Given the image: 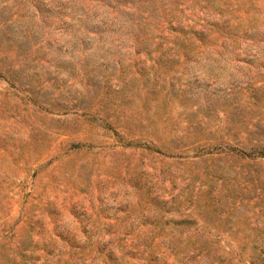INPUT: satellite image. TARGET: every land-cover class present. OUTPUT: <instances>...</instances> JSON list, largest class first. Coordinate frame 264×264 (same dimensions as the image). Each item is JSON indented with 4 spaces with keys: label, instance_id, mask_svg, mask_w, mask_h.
<instances>
[{
    "label": "rangeland",
    "instance_id": "1",
    "mask_svg": "<svg viewBox=\"0 0 264 264\" xmlns=\"http://www.w3.org/2000/svg\"><path fill=\"white\" fill-rule=\"evenodd\" d=\"M0 264H264V0H0Z\"/></svg>",
    "mask_w": 264,
    "mask_h": 264
},
{
    "label": "trees",
    "instance_id": "2",
    "mask_svg": "<svg viewBox=\"0 0 264 264\" xmlns=\"http://www.w3.org/2000/svg\"><path fill=\"white\" fill-rule=\"evenodd\" d=\"M103 10V12H105L106 11V9H102ZM153 15H151V17H152ZM151 21H153V19H151ZM105 25H107V21H105V23H102V27L103 26H105Z\"/></svg>",
    "mask_w": 264,
    "mask_h": 264
}]
</instances>
